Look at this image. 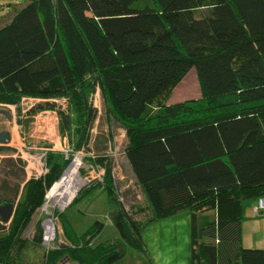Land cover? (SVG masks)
<instances>
[{
    "label": "trees",
    "instance_id": "16d2710c",
    "mask_svg": "<svg viewBox=\"0 0 264 264\" xmlns=\"http://www.w3.org/2000/svg\"><path fill=\"white\" fill-rule=\"evenodd\" d=\"M27 1L0 26V103L43 99L30 118L55 111L59 134L78 150L91 138L90 95L100 89L127 124L124 155L142 200L126 206L108 169L101 189L118 238L92 245L104 227L97 220L83 243L47 251L42 219L25 232L67 164L49 149L42 175H23L9 196L0 183V205H14L8 222L0 218V264H110L127 247L147 254L146 228L185 209L193 212L191 264H264V248L242 244L244 201L264 200V0ZM205 4L210 11L197 15ZM190 70L202 97L167 102ZM57 96L65 107L50 101ZM37 248L43 261L30 262L25 250Z\"/></svg>",
    "mask_w": 264,
    "mask_h": 264
},
{
    "label": "rangeland",
    "instance_id": "374dc122",
    "mask_svg": "<svg viewBox=\"0 0 264 264\" xmlns=\"http://www.w3.org/2000/svg\"><path fill=\"white\" fill-rule=\"evenodd\" d=\"M148 1L150 2V0ZM27 2V0H0V26L10 19L13 9L16 10ZM209 11V4L195 8L197 15L207 14ZM202 95L196 72L190 70L175 85L167 97V102L188 97L201 98ZM49 99L62 107L66 105L63 97L57 96ZM42 100L41 98L22 97L18 107L0 103V109H5L12 115V118L8 120L0 114V130L8 129L12 136L10 143L4 145L5 148L0 154V183H4L7 188L4 195H11L13 184L23 175L25 179L42 175L46 169L43 153L49 149L57 151L67 159V164L60 178L56 181L57 183L53 184L51 193L49 191V195L59 193L57 197L61 198L60 204L55 203L56 198L54 197L50 200L51 204L56 205L54 212H57L55 221L58 243L52 249L58 248L60 237L63 240L68 238V242L73 245L83 243L89 235L88 229L97 220L104 222V227L99 233L94 234L92 245L107 244L119 236L116 227L107 217V195L101 189V184L104 188L107 183V170L110 169L111 183L116 188L118 197H121L126 206L132 205V202L137 199L138 201L142 200L141 190L136 185L124 155V147L129 134V130L126 128L127 124L120 118L112 99L100 89H96L90 95V100L97 114L92 127L89 129L91 138L85 147L76 150L74 141L72 143L67 136L63 137L59 134L58 116L55 111L38 112L30 118L28 110L36 102ZM160 106L161 100H158L150 108L156 111L159 110ZM28 119L31 121L24 127ZM75 126L76 124L74 128ZM96 153L106 156L102 162L96 159ZM19 159L23 160V163L19 162ZM75 167L76 174L72 177V170ZM65 178H70L73 183L75 182V185L71 187L69 185L71 183H67ZM59 180L61 181L58 182ZM62 203L64 204L61 205ZM38 219L37 211L33 215L25 235L34 230ZM94 231L93 228L92 232L94 233ZM79 236L82 239L78 238ZM43 252L38 248L27 249L25 250V257L33 261L36 260L35 263H37L40 260L43 261ZM60 260L56 263L48 262L47 264H59Z\"/></svg>",
    "mask_w": 264,
    "mask_h": 264
},
{
    "label": "crops",
    "instance_id": "0c3cea01",
    "mask_svg": "<svg viewBox=\"0 0 264 264\" xmlns=\"http://www.w3.org/2000/svg\"><path fill=\"white\" fill-rule=\"evenodd\" d=\"M256 205V197L244 201L242 244L245 247L264 248V209L255 213ZM192 214V210L185 209L153 222L143 233L147 254H142L133 247H127L125 254L110 264H191ZM213 214L214 211L211 210L196 215L204 218ZM59 239L65 245L70 244L68 238ZM30 261L35 263L36 260Z\"/></svg>",
    "mask_w": 264,
    "mask_h": 264
},
{
    "label": "built area",
    "instance_id": "2783aa9c",
    "mask_svg": "<svg viewBox=\"0 0 264 264\" xmlns=\"http://www.w3.org/2000/svg\"><path fill=\"white\" fill-rule=\"evenodd\" d=\"M52 186L50 189L46 192L44 196V202L39 209V218L42 219L41 225H42V237H41V242L43 246L48 250L54 248V246L58 243V238L56 234V221H55V214L56 211L54 212L55 204L50 203V200L54 197L56 198L55 203L58 202L60 204V199L57 197L59 193H56L55 195H49V191L51 190ZM58 198V200H57ZM62 203L61 205H63ZM60 205V206H61ZM264 207V200L259 199L257 205L254 208V212H258V210L262 209ZM59 264H79L73 260H71L68 257H64L63 259L60 260Z\"/></svg>",
    "mask_w": 264,
    "mask_h": 264
},
{
    "label": "water",
    "instance_id": "95a60500",
    "mask_svg": "<svg viewBox=\"0 0 264 264\" xmlns=\"http://www.w3.org/2000/svg\"><path fill=\"white\" fill-rule=\"evenodd\" d=\"M0 114H2L6 119L10 120L12 118V115L9 111L5 109H0ZM11 132L8 129L0 130V144L6 145L9 144L11 141ZM14 213V205L7 203L0 205V218L2 222H8ZM60 245H65L64 242H60Z\"/></svg>",
    "mask_w": 264,
    "mask_h": 264
},
{
    "label": "bare ground",
    "instance_id": "6f19581e",
    "mask_svg": "<svg viewBox=\"0 0 264 264\" xmlns=\"http://www.w3.org/2000/svg\"><path fill=\"white\" fill-rule=\"evenodd\" d=\"M69 168H70V167H69ZM69 168H68V169H69ZM67 171H68V170H67ZM67 171H66V172H67ZM66 172H65V174H66ZM65 174H64V176H65ZM75 174H76V167H75L74 170H72V177H73ZM64 176H63V178H64ZM63 178H62V179H63ZM62 179H61V180H62ZM66 179H67V178H65V180H66ZM61 180H59L58 182H60ZM66 182H67V183H71V184H69V185H71V187L75 185V182L73 183V181H72L70 178H68V179L66 180ZM56 183H57V182H56ZM52 189H53V188H52ZM52 189L50 190V193H51Z\"/></svg>",
    "mask_w": 264,
    "mask_h": 264
}]
</instances>
